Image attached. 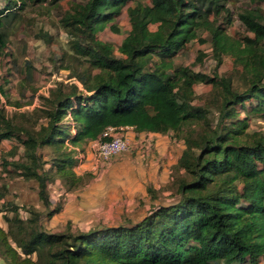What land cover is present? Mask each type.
<instances>
[{
  "label": "trees",
  "instance_id": "trees-1",
  "mask_svg": "<svg viewBox=\"0 0 264 264\" xmlns=\"http://www.w3.org/2000/svg\"><path fill=\"white\" fill-rule=\"evenodd\" d=\"M0 1L1 30L4 18L27 2L55 6L63 0ZM130 1L86 0L73 7L74 13L63 21L91 39V46L76 49L90 57L98 72L88 73L83 89L72 85L65 90L60 84L49 96H41V104L32 111L20 109L33 100L13 102L18 110L11 116L1 109L0 142L16 139L24 147L23 160L11 165L25 179L39 182L40 199L52 216L59 207L52 209L51 181L60 179L67 192H73L93 177L75 172L76 148L99 140L108 127L173 133L186 144L177 165L186 174L178 180L180 199L158 206L136 224L61 234L40 225L43 213L23 206L31 214L24 220L21 207L9 204L4 207L12 213L5 215L9 229L0 227V257L4 264H260L264 168L259 164L264 166V136L248 134V118L238 119L237 106L253 100L259 107L255 109L264 112L261 13L250 9L238 15L254 38L235 40L221 28L213 32L216 50L234 56L249 77L248 89L238 92L230 80L172 63V56L196 40L199 30L211 29L210 16L221 13L227 0H152V5L128 7ZM126 6L132 29L121 45L123 57H116L111 45L96 35L109 25L118 31L114 22ZM8 44L0 33V53ZM155 55L161 62L152 68ZM198 83L220 90L216 126L207 120L205 108L193 104ZM0 92L7 94L2 87ZM1 165L7 170L10 164L3 159ZM5 190L1 185L0 198Z\"/></svg>",
  "mask_w": 264,
  "mask_h": 264
},
{
  "label": "rangeland",
  "instance_id": "rangeland-1",
  "mask_svg": "<svg viewBox=\"0 0 264 264\" xmlns=\"http://www.w3.org/2000/svg\"><path fill=\"white\" fill-rule=\"evenodd\" d=\"M85 1L63 0L55 6L50 5L48 2L36 4L27 2L23 9L18 8L10 13L9 18H4L5 25L1 28L0 33L5 35L9 44L0 53V87L7 94L0 92L5 99V103H0V110H6L8 115L11 116V110H18L13 106V102L27 104V102L33 100L32 105L21 108L32 111L33 108L41 104V96H49L50 92L56 90L60 84H63L65 90H69L72 85L83 89V82L86 80L88 73L95 74L98 72L89 61L90 57L76 49L77 46H91V39L84 38L83 33L79 32L78 28L67 27L63 21L66 15L74 13L73 7L76 4ZM137 3L152 5V0H131L128 7ZM1 6L2 2L0 1ZM225 6L221 13L213 12L210 16L211 29L199 30L196 40L187 44L183 50L172 56V63L176 67H187L193 72L230 80L234 90L243 92L249 87V77L234 56L216 50L213 32H217L221 28L226 36L235 40H241L245 37L254 38L253 34L240 21L238 15L244 10L256 9L261 13V20L264 21V0H227ZM128 7L124 8L122 14L114 22L118 31H112V25H109L105 31H100L96 35L97 40L111 45L116 57H123L121 45L132 29L127 13ZM151 29L156 30L157 26H151ZM160 62L161 58L155 55L150 67L153 68L155 63ZM28 74H31L30 78H28ZM194 92L193 104L205 108L207 120L216 126L220 117V103L222 101L220 90L211 84L198 83L194 86ZM256 105L257 103L251 100L244 103V105L237 106L238 119L248 118V134L258 133L264 136V112L256 110L255 108H259ZM173 136L178 143L186 146L184 139L177 137L175 134ZM70 147L72 146L70 145ZM85 147L84 150V147L80 149L84 153V158L87 157L85 151L87 149L90 154L89 158L96 160L93 147H88V145H85ZM43 152L45 154L49 153L48 150H43ZM77 152L79 151L77 150ZM259 167L264 168L261 164H259ZM83 168L90 167L85 166ZM185 176V171L180 170L177 165L171 168V181L168 185L172 192L169 196L171 201L180 199L178 180ZM61 189L59 185H55L54 188L48 187L52 209L59 207V211L54 215H48L42 201L40 208L32 207L30 209V211L43 213L40 225L45 230L44 225L46 224H58L55 228L46 230L51 233L61 234L69 230L72 232H87L96 227L136 224L142 222L149 215L125 213V215L121 214L113 219H102L97 224H79L71 222V220L67 221L69 211H66L65 206L75 196L73 192L59 194L58 192ZM154 207L156 206H152V210L155 209ZM21 208L26 211L23 206ZM20 215L24 220L31 217L28 212ZM260 262V264H264V258ZM0 263L4 264L1 257Z\"/></svg>",
  "mask_w": 264,
  "mask_h": 264
},
{
  "label": "crops",
  "instance_id": "crops-1",
  "mask_svg": "<svg viewBox=\"0 0 264 264\" xmlns=\"http://www.w3.org/2000/svg\"><path fill=\"white\" fill-rule=\"evenodd\" d=\"M0 103H5L2 94ZM124 134L130 149L115 156L104 167H101L102 165L94 158H89L87 149L85 150L87 157L84 158V153L80 149L84 147V150L85 145L76 148L79 152L76 155L75 172L81 176L91 174L93 177L85 186L73 191L75 197L65 206L66 211H69L67 221L97 224L102 219H113L125 213H140L146 216L152 212V206H156L154 207L156 209L160 205L173 202L169 198L172 192L168 187L171 181V168L178 165L186 146L178 143L173 133L137 132L127 128ZM92 144L93 142H90L87 145L91 147ZM16 147L17 152L9 155ZM24 150L16 139L0 142V163L6 159L10 164L7 170L0 164V187L3 184L6 186L4 196L0 198V227L6 231L9 224L5 221V215L12 216V213H7L4 207L14 204L19 207L40 208L39 182L36 179H25L20 175V171H16L11 165L13 162L23 160ZM45 159L48 160L49 157L46 155ZM85 166L92 169H84ZM95 167L97 170L93 171ZM45 168L48 170L50 165H46ZM55 185L62 188L59 194L67 192L60 179L51 181L48 187L54 188ZM57 225L50 223L44 227L47 230Z\"/></svg>",
  "mask_w": 264,
  "mask_h": 264
},
{
  "label": "built area",
  "instance_id": "built-area-1",
  "mask_svg": "<svg viewBox=\"0 0 264 264\" xmlns=\"http://www.w3.org/2000/svg\"><path fill=\"white\" fill-rule=\"evenodd\" d=\"M123 127H108L102 134V137L93 142V149L96 154L97 162L104 167L109 163L115 156L127 152L130 149L128 141L125 138V130ZM97 170L95 167L93 169ZM20 214H26L22 209Z\"/></svg>",
  "mask_w": 264,
  "mask_h": 264
}]
</instances>
